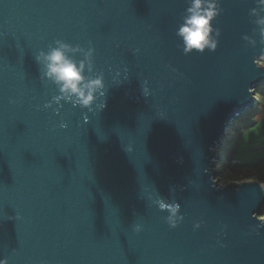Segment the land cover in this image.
<instances>
[{"label":"water","instance_id":"water-1","mask_svg":"<svg viewBox=\"0 0 264 264\" xmlns=\"http://www.w3.org/2000/svg\"><path fill=\"white\" fill-rule=\"evenodd\" d=\"M189 4L0 0V259L264 264L262 182L223 185L216 169L264 87V6L218 0L216 49L185 54L176 33ZM57 39L94 47L84 74L104 76L98 107L53 101L35 56ZM161 198L180 205L176 227Z\"/></svg>","mask_w":264,"mask_h":264},{"label":"clouds","instance_id":"clouds-1","mask_svg":"<svg viewBox=\"0 0 264 264\" xmlns=\"http://www.w3.org/2000/svg\"><path fill=\"white\" fill-rule=\"evenodd\" d=\"M260 5L264 6V0H259ZM220 9L218 0H190L189 6L185 10L183 22L177 29V36L183 41V52L190 54L193 51L203 53L204 51H214L217 47L219 30H214L213 20L219 15ZM253 15H258L255 9ZM264 26V17L256 21ZM215 32V35H214ZM261 37L264 41V27H261ZM247 39V37H245ZM70 53H79L83 59L76 61ZM95 49L89 43L87 48L79 45H72L55 40L54 45H50L47 51L40 50L35 60L41 65V79L48 80L57 86L59 95L53 97V101L64 100L70 102L73 107L92 110L93 106L98 107L97 99L104 95L105 83L102 73L85 76V69L89 73L94 70ZM50 107V105H45ZM61 128L67 127L61 123ZM161 211L166 210V222L170 227H176L182 221L180 205L169 203L161 198L154 202ZM199 227V225H196ZM142 230L140 224L133 226V231L139 233ZM0 264H8V260L0 259Z\"/></svg>","mask_w":264,"mask_h":264},{"label":"rangeland","instance_id":"rangeland-1","mask_svg":"<svg viewBox=\"0 0 264 264\" xmlns=\"http://www.w3.org/2000/svg\"><path fill=\"white\" fill-rule=\"evenodd\" d=\"M255 93L257 108L236 122L218 150L217 179L223 185L253 180L264 185V87H257ZM259 215L264 218V208Z\"/></svg>","mask_w":264,"mask_h":264},{"label":"trees","instance_id":"trees-1","mask_svg":"<svg viewBox=\"0 0 264 264\" xmlns=\"http://www.w3.org/2000/svg\"><path fill=\"white\" fill-rule=\"evenodd\" d=\"M262 99H264V94L262 95ZM261 105V104H260Z\"/></svg>","mask_w":264,"mask_h":264},{"label":"bare ground","instance_id":"bare-ground-1","mask_svg":"<svg viewBox=\"0 0 264 264\" xmlns=\"http://www.w3.org/2000/svg\"><path fill=\"white\" fill-rule=\"evenodd\" d=\"M264 186V185H263Z\"/></svg>","mask_w":264,"mask_h":264}]
</instances>
